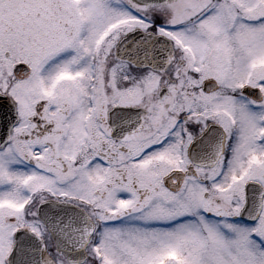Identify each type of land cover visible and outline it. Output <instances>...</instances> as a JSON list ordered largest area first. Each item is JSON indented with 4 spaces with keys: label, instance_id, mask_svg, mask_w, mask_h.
<instances>
[{
    "label": "snow or ice",
    "instance_id": "1",
    "mask_svg": "<svg viewBox=\"0 0 264 264\" xmlns=\"http://www.w3.org/2000/svg\"><path fill=\"white\" fill-rule=\"evenodd\" d=\"M0 264H264V0H0Z\"/></svg>",
    "mask_w": 264,
    "mask_h": 264
}]
</instances>
